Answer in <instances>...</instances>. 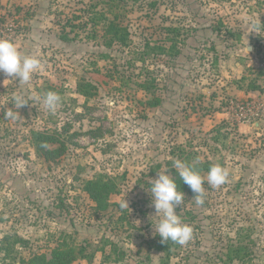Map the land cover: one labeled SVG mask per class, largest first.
Returning <instances> with one entry per match:
<instances>
[{
    "label": "rangeland",
    "instance_id": "obj_1",
    "mask_svg": "<svg viewBox=\"0 0 264 264\" xmlns=\"http://www.w3.org/2000/svg\"><path fill=\"white\" fill-rule=\"evenodd\" d=\"M101 1L0 0V38L41 60L27 84L0 73V247L10 248L0 264H29L61 242L92 256L72 264H162L150 188L159 171L174 175L176 159L229 176L213 188L201 173L202 205L184 193L176 212L193 235L173 244L170 264H264V32L246 28L264 23V0ZM92 7L120 14L130 43L107 47L101 28L84 25ZM83 77L98 87L88 99ZM49 91L61 97L54 112L43 103ZM15 94L28 101L19 110ZM10 108L15 120L4 118ZM246 111L255 117L240 124ZM32 129L79 135L46 161ZM97 174L119 184L106 210L84 190Z\"/></svg>",
    "mask_w": 264,
    "mask_h": 264
},
{
    "label": "clouds",
    "instance_id": "obj_2",
    "mask_svg": "<svg viewBox=\"0 0 264 264\" xmlns=\"http://www.w3.org/2000/svg\"><path fill=\"white\" fill-rule=\"evenodd\" d=\"M246 28L249 33L260 35L261 32H264V23L260 19H252ZM40 67L41 60L39 58L21 54L13 42L0 38V73L8 78L5 80H16L21 84H27L32 79V74ZM12 100L13 108L17 110L28 104L22 94H15ZM43 103L50 112H54L61 103V97L58 93L49 91L44 95ZM18 114L17 111L10 108L4 113V118L15 120ZM173 168L183 183L195 193L196 204L202 205L204 203L205 189L203 185L205 178L194 170L192 165L180 159L173 161ZM228 176L229 172L226 168L219 164L212 165L206 176V182L211 187L216 188L224 184ZM150 196L156 214H160L154 231L161 238V243L171 241L181 246L186 245L192 239L193 229L184 223L176 212V208L184 200V193L177 190L173 176L166 171H159L157 177L152 179ZM120 207L122 209L129 208L125 198L121 201Z\"/></svg>",
    "mask_w": 264,
    "mask_h": 264
},
{
    "label": "trees",
    "instance_id": "obj_3",
    "mask_svg": "<svg viewBox=\"0 0 264 264\" xmlns=\"http://www.w3.org/2000/svg\"><path fill=\"white\" fill-rule=\"evenodd\" d=\"M103 1V0H102ZM101 1V2H102ZM108 2H120L121 0H105ZM134 2L140 0H132ZM89 12L88 21L84 25L91 24L94 33H98L101 28L102 37L104 38V43L107 47H111L118 43L120 45H128L131 39V33L129 28L124 25L121 20L120 14H115L113 17H109L105 11L97 10L92 7V9L87 10ZM76 18H79L77 16ZM71 25H74L73 23ZM75 26V25H74ZM172 32L178 31L176 28L170 29ZM65 40H70L69 36H63ZM174 43H177L174 41ZM142 88H147L145 83H141ZM97 85L92 81L87 80L85 77L81 78L78 83V92L85 96L87 99L92 97L97 93ZM248 90L260 91V87L256 83H251ZM153 105L155 103H152ZM66 131L69 129H65ZM79 135L78 132L70 133L65 136L60 131L49 132L48 130H37L32 129L30 131L29 141L38 156L43 157L46 161H56L60 159L68 150L69 143L73 141ZM194 170L201 173L203 171H209L210 167L213 165L211 162H197L191 163ZM173 178L177 184V190L183 193H189L195 195L190 187L183 183L181 178L178 176L176 171L174 172ZM119 189V184L117 183L116 177L110 176L108 174H97L95 177L85 180L84 190L88 193L90 198L96 203L97 208L101 210L108 209L110 205V197L112 194L117 193ZM159 240L158 248L161 251L166 252L162 264H170L171 252L174 247V243L169 241L161 243V238L157 235ZM6 236L4 239H8ZM21 240L20 237L15 239L17 243ZM12 245V244H11ZM6 248V249H5ZM0 250L9 251L8 247H0ZM230 251L238 253L236 256H240V249L238 246L230 245ZM244 257V256H243ZM79 258L91 260L92 256L85 253L83 247L75 246L66 242L58 243L50 253H36L29 260V264H72ZM236 258V257H231Z\"/></svg>",
    "mask_w": 264,
    "mask_h": 264
},
{
    "label": "built area",
    "instance_id": "obj_4",
    "mask_svg": "<svg viewBox=\"0 0 264 264\" xmlns=\"http://www.w3.org/2000/svg\"><path fill=\"white\" fill-rule=\"evenodd\" d=\"M261 113L264 116V108L261 110ZM240 114L241 115H240L239 120L242 119L244 121H251L255 117V114L253 112L250 113L246 111V112H241ZM257 115L259 114L257 113Z\"/></svg>",
    "mask_w": 264,
    "mask_h": 264
},
{
    "label": "crops",
    "instance_id": "obj_5",
    "mask_svg": "<svg viewBox=\"0 0 264 264\" xmlns=\"http://www.w3.org/2000/svg\"><path fill=\"white\" fill-rule=\"evenodd\" d=\"M249 91H253V90H249ZM248 92V91H247ZM247 92L245 91V90H241L240 91V93H242L241 95L242 96H254V94L253 93H251V92H249V94H247ZM250 122H252V120L251 121H242L240 124H246V123H250ZM254 124H258V123H254Z\"/></svg>",
    "mask_w": 264,
    "mask_h": 264
},
{
    "label": "water",
    "instance_id": "obj_6",
    "mask_svg": "<svg viewBox=\"0 0 264 264\" xmlns=\"http://www.w3.org/2000/svg\"><path fill=\"white\" fill-rule=\"evenodd\" d=\"M250 47H251V46H250ZM250 47H249V48H250Z\"/></svg>",
    "mask_w": 264,
    "mask_h": 264
}]
</instances>
